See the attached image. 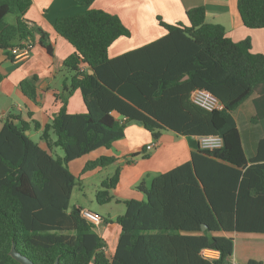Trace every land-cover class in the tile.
Here are the masks:
<instances>
[{
  "label": "trees",
  "instance_id": "trees-1",
  "mask_svg": "<svg viewBox=\"0 0 264 264\" xmlns=\"http://www.w3.org/2000/svg\"><path fill=\"white\" fill-rule=\"evenodd\" d=\"M31 5L32 0H0V48L8 55L27 38L54 54L48 32L23 18ZM238 9L247 27L264 28V0H238ZM12 13L15 23L6 21ZM187 16L188 24L159 17L164 36L115 57L109 55L111 44L131 35L118 15L92 8L56 19L55 30L76 51L64 61L71 84L56 96L62 106L44 126L46 147L26 133L30 124L20 115H8L0 124V264H21L13 248L36 264L57 259L59 264H233L234 234H264V138L248 158L233 115L256 84L264 83V53L252 52L250 38L234 41L223 25L207 22L203 6L189 9ZM37 81L34 75L21 83L35 102ZM198 88L216 95L224 109L209 111L193 103L191 93ZM76 90L85 112L67 109L66 96ZM131 122L154 140L164 131L186 136L193 150L188 162L137 186L145 199H126L122 215L104 218V224L121 227L115 253L108 256L97 225L82 216L83 207L70 205L79 177L69 165L111 147ZM35 128H41L37 121ZM211 134L222 136V147L199 145L200 137ZM54 147L64 154L54 153ZM115 161L100 156L82 173ZM119 181L117 168L102 181L97 201L111 202ZM205 250L218 254L207 257ZM251 256L246 264H264V257Z\"/></svg>",
  "mask_w": 264,
  "mask_h": 264
},
{
  "label": "crops",
  "instance_id": "crops-1",
  "mask_svg": "<svg viewBox=\"0 0 264 264\" xmlns=\"http://www.w3.org/2000/svg\"><path fill=\"white\" fill-rule=\"evenodd\" d=\"M198 6L206 8L207 22L223 25L227 35L234 41L250 38L252 52L264 53V28H249L244 24L238 9V0H93L90 5L85 4L84 0H32V5L23 18L30 25H36L48 32L54 54H50L38 41L35 42L27 58H14L0 48V74L3 75L0 82V124L8 115H20L22 120L30 124L28 131L31 137L39 138L38 142L46 147L42 139L44 126L51 122L62 106V100L56 96L66 93L71 84L72 72L65 67L64 61L76 51L72 43L55 30L54 24L58 17L92 8L103 9L118 15L130 30L131 35L119 37L111 44L109 55L115 57L164 36L167 30L160 24L159 17L167 23L188 24L187 11ZM6 18L7 22L15 23L17 15L12 13ZM34 75L38 76L37 87L40 93L38 102L27 97L21 88L22 81ZM77 93L75 91L70 98L68 97L67 109L70 113L86 111L84 100L82 102L80 96L75 107L72 109L70 106L72 98L77 96ZM236 112L239 114V119ZM233 115L241 132L244 151L247 157L251 158L256 154L259 139L264 138L263 83L256 84L254 93L234 111ZM36 121L41 128H35ZM51 132L49 138L54 141L56 136H52ZM154 142L157 143L154 148L146 149ZM192 150L193 147L186 136L164 131L158 140H154L151 133L141 124L131 122L125 128L124 137L114 142L111 147L96 149L72 161L70 165L72 164L73 167L72 173L80 180L102 171L103 168H97L82 173L90 160L100 156L116 158L112 166L115 171L117 168L120 169V181L116 188L111 190L113 199L109 203L98 202L94 205V209L91 208L92 211L100 214L103 220L104 218L116 220L125 212L124 200L145 199L144 193L137 188L141 182L149 185L153 176L158 173L169 171L188 162L191 160ZM55 153L61 155L56 149ZM135 153L138 154L133 156ZM147 153L148 156H145ZM77 160L78 162H75ZM113 203L122 206H114ZM100 224L97 226V231L106 241L104 250L108 256H112L117 247L121 227L116 222L104 224L102 221V225ZM240 235L234 234L235 251L238 248L244 249L250 244ZM259 236L254 237L258 242L253 240L255 242L252 246L258 245L259 257H264V237ZM238 258L234 252L233 261L236 264H239L238 261L246 264L250 257L244 258L239 254Z\"/></svg>",
  "mask_w": 264,
  "mask_h": 264
},
{
  "label": "rangeland",
  "instance_id": "rangeland-1",
  "mask_svg": "<svg viewBox=\"0 0 264 264\" xmlns=\"http://www.w3.org/2000/svg\"><path fill=\"white\" fill-rule=\"evenodd\" d=\"M6 21H8V19L6 18ZM264 84V83H263ZM78 93L77 96H75L74 98H72L71 102H70V106L72 107V109L75 107L76 102H78V96H80L82 98V102H83V97L82 94L79 90H76ZM75 91L72 92V95ZM67 97V105H68V99L70 98V94ZM69 97V98H68ZM73 97V96H72ZM237 114V112H236ZM237 117L239 119V114H237ZM241 119V118H240ZM242 122V120H240ZM244 125L248 126L246 123H243ZM52 136L55 137V134L53 133V131L51 132ZM34 140L36 141H40L39 138L37 137H33ZM58 152H60L61 155L64 154V151L60 148V147H56L55 148ZM55 149H54V153H55ZM75 162H78L75 161ZM79 164V163H76ZM71 172H72V164L69 166ZM114 167L109 165L107 167H104L102 169L101 172H98L97 174H94L92 176H88L85 179H80L78 180L76 186L74 187V190L72 192V197H71V202L70 205L71 207L73 205H77V206H81L83 208H87V209H94V205L98 203L97 201V192L99 190L102 189V181L110 176H112L114 174ZM145 196V194H144ZM114 206H122L121 204L117 205V203H113ZM117 208V207H115ZM100 230V229H99ZM101 232L103 231V229L100 230ZM257 235H260L259 237H264V235L262 234H241V238H243V240H248L247 243H250L248 246H246V248H238L235 251V255L236 258L239 259V254H241L244 258L247 257L248 255H252L251 257L253 258H257L259 259V254H254V249L257 250L258 249V245H253L252 243H254L255 241L258 242V240L254 239V237H257ZM255 240V241H253ZM245 244V242H243ZM246 245V244H245ZM239 264H241L240 261H238ZM243 263V262H242Z\"/></svg>",
  "mask_w": 264,
  "mask_h": 264
},
{
  "label": "built area",
  "instance_id": "built-area-1",
  "mask_svg": "<svg viewBox=\"0 0 264 264\" xmlns=\"http://www.w3.org/2000/svg\"><path fill=\"white\" fill-rule=\"evenodd\" d=\"M34 45L35 42H33L30 38L23 39L11 48V54L14 58H27L30 56ZM191 100L193 101V103L209 111L224 109V104L222 103V101L216 95L205 88H198L192 91ZM223 144L224 140L222 136L217 134L206 135L199 138V145L202 148L214 150L222 147ZM156 145V142H154L153 144H149L147 146V149L151 150ZM81 214L89 222L97 226L103 221V218L100 214L87 208H83L81 210ZM217 254L218 253L211 250L204 251V255L207 257H212ZM233 264L236 263L233 261Z\"/></svg>",
  "mask_w": 264,
  "mask_h": 264
},
{
  "label": "water",
  "instance_id": "water-1",
  "mask_svg": "<svg viewBox=\"0 0 264 264\" xmlns=\"http://www.w3.org/2000/svg\"><path fill=\"white\" fill-rule=\"evenodd\" d=\"M90 73H94V71L91 69ZM187 77L188 76H186L185 78H187ZM26 133L29 134V131H27ZM100 225H102V223ZM203 228L205 229L206 225H203ZM11 253L14 256V258H16L21 264H36L28 256H26V255L22 254L21 252L17 251L15 248H13ZM54 264H59V260L57 259Z\"/></svg>",
  "mask_w": 264,
  "mask_h": 264
}]
</instances>
